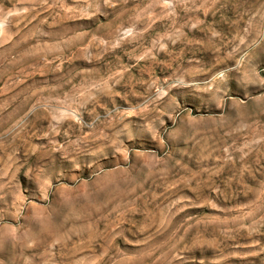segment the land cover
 <instances>
[{
  "label": "rangeland",
  "instance_id": "374dc122",
  "mask_svg": "<svg viewBox=\"0 0 264 264\" xmlns=\"http://www.w3.org/2000/svg\"><path fill=\"white\" fill-rule=\"evenodd\" d=\"M0 264H264V0H0Z\"/></svg>",
  "mask_w": 264,
  "mask_h": 264
}]
</instances>
